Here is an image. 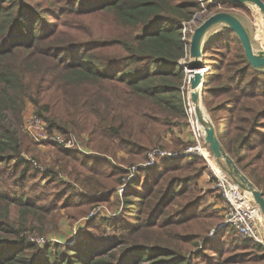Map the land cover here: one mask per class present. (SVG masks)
Listing matches in <instances>:
<instances>
[{
	"label": "trees",
	"instance_id": "1",
	"mask_svg": "<svg viewBox=\"0 0 264 264\" xmlns=\"http://www.w3.org/2000/svg\"><path fill=\"white\" fill-rule=\"evenodd\" d=\"M204 4L217 8L210 0H0V264H264L262 244L219 228L224 218L201 208L203 158L161 159L131 177L107 156L119 147L129 166L144 165L152 150L183 142L173 136L170 145L164 133L185 119L180 60L191 32L183 29ZM95 18L98 33L87 22ZM202 53L218 137L264 194V72L230 26ZM29 102L50 133H87L100 155L49 143L55 159L42 160L22 132ZM116 193L118 214L89 217ZM58 207L88 222L72 246H40L33 237Z\"/></svg>",
	"mask_w": 264,
	"mask_h": 264
},
{
	"label": "rangeland",
	"instance_id": "2",
	"mask_svg": "<svg viewBox=\"0 0 264 264\" xmlns=\"http://www.w3.org/2000/svg\"><path fill=\"white\" fill-rule=\"evenodd\" d=\"M210 1L211 3H215L217 7L216 9L212 11H208L207 5L204 4L206 8L198 12L196 16L194 17L193 21L184 23L183 32H186V33L191 32V35H189L190 37L188 36L189 40L192 39V34L194 33L195 29L198 26H200V24L204 20H206L208 17L215 15L217 13H227V14L232 15L234 18H236L246 29L253 52L256 53L257 57L258 56L264 57V13L257 6V4L254 1L247 0L243 3H240L241 5H243L244 9H242V8H229V7L223 6L219 3L218 0H210ZM87 22H91L93 24L92 26H94L95 28V33L99 32L100 26L103 23L101 18H95L93 20H88ZM226 27H229V24L227 22L220 21L216 23L207 31L205 40L211 39L215 34L221 32ZM205 40H203V42ZM190 41H188L185 46L188 52L187 59L186 58L181 59L180 64L182 63L187 66L189 64L196 65L197 63L200 62L205 65L206 69L211 70L210 65H207L204 63L203 55L202 57H198V56L193 55L190 52V48H191V45H189ZM201 49H202V45H201ZM181 66L184 68L185 79H186L187 74L189 75V72H187L186 68L183 65ZM260 70L264 72V67H261ZM185 79H184L183 84L185 83ZM183 97L185 100V119L183 120L182 123L176 124L172 128V130L164 133V136L167 140L166 142H168L170 145H173V146L175 145V141H173V136L179 137L180 139L183 140V142L180 143L179 145H175L176 146L175 149L170 148L168 151L178 152L180 156H178L177 158L181 156L189 157L192 155H196L205 160L206 178L204 176H201L197 181L198 192H200V195H202L204 198L203 202L201 203V208L202 209L207 208L208 211L213 212L212 214L215 213L221 216V218L222 217L225 218V214L228 212V205L226 204L225 197L222 195L220 190L216 188V184L218 183L217 176H219V174L217 173V170L224 172L225 176L228 179L230 180L232 179L230 178V176L227 174V172L223 169V167L218 163V161L215 158L214 160L216 162L217 168L213 167L210 164L209 158L206 157L204 154H202L200 147L202 149L205 148L212 155L209 149V145L205 141V130L201 124H199V126L201 127H197V125L195 126L192 123L191 117L189 116V112L186 110L187 100L189 99L186 92L185 94H183ZM202 106H203V109L205 110V113L209 115V117L213 121L211 114L208 112V109L204 103V99L202 102ZM30 112H35L34 105L31 102H29L26 105L24 114L30 113ZM24 114H23V117H24ZM23 123H24V118L22 122V132L36 146L38 151L42 153L41 159L47 163H52L55 159V146L49 145V143L40 144L39 142L34 140L23 128ZM72 138L76 140L77 142L72 147L77 146L82 151H85L87 153L99 154V152L97 151L99 150V147L93 141H90L87 133L82 134V139L81 138L77 139L76 137H72ZM198 146L199 148L195 149L194 153L184 154V151L188 150L189 148L191 147L195 148ZM108 154H110V155H107L108 159L112 161L113 163L123 166L129 172H134V171L136 172V170L134 169L135 166L133 164L129 166L131 162V155H129L123 149H119V147L118 148L115 147L114 152H109ZM161 159L163 158L157 156L156 161L161 160ZM55 169L58 171L60 170V167L58 164L55 165ZM138 169L140 170L139 167H137V170ZM135 172L131 175V177L132 176L135 177L136 175ZM63 177L67 178L66 175H63ZM123 187L122 186L121 188L119 187L120 188L119 192L122 193L124 191ZM54 190L55 188H52V192H54ZM115 195H119V194L116 193ZM115 195L111 197L110 204L93 208L90 212L89 217L94 218L95 216H98L99 218H101L103 214L113 217L116 214H118L122 209L123 202H122V196L119 195L121 197L119 201L118 198H115L117 197ZM251 198H252L251 202H249L250 205L259 209V206L257 205V203H255L253 197ZM260 216H263L261 212H260ZM87 219H88L87 217H81L79 219H74L73 217L69 216L67 208H60V209L59 207L54 208L53 212L48 215L46 222L44 224H41L40 226L43 229L44 234L43 235L36 234L33 238L34 239L41 238L44 240L45 243L53 242V243L60 244V245H62L63 243H66L72 246L76 242V239L78 238L79 233L85 228L88 222ZM258 224L260 226V237L262 239V242L264 243L263 241L264 240V217L263 218L260 217V219L258 220ZM214 234H215V230L211 231L210 237L213 238ZM232 235H235V234H232ZM258 244H262V243H258ZM42 245L44 244L42 243ZM262 245L264 246V244Z\"/></svg>",
	"mask_w": 264,
	"mask_h": 264
},
{
	"label": "water",
	"instance_id": "3",
	"mask_svg": "<svg viewBox=\"0 0 264 264\" xmlns=\"http://www.w3.org/2000/svg\"><path fill=\"white\" fill-rule=\"evenodd\" d=\"M230 2L243 3L247 0H227ZM254 1L257 6L264 13V1L263 0H251ZM223 21L227 22L229 26L238 34L240 40L244 46L246 55L254 67H264V57H255L253 49L249 40L248 33L243 25L232 15L227 13H217L204 20L200 26H198L192 34L190 41V52L198 57H202L201 45L206 36L207 31L216 23ZM188 71L192 72L190 77V86L193 89L191 92V100L194 103L197 121L204 127L205 141L209 145V149L213 157L223 167V169L230 176L232 181L236 183L243 191L250 194L255 203L259 206V210L264 217V194L258 189L255 184L249 179V177L238 167L235 160L225 150L221 140L218 137L216 127L203 109V93H204V78L209 69H206L203 63H197L196 65L189 64L186 66Z\"/></svg>",
	"mask_w": 264,
	"mask_h": 264
},
{
	"label": "built area",
	"instance_id": "4",
	"mask_svg": "<svg viewBox=\"0 0 264 264\" xmlns=\"http://www.w3.org/2000/svg\"><path fill=\"white\" fill-rule=\"evenodd\" d=\"M184 34H186V32H184ZM183 38L186 39V36H184ZM190 40L188 39V41ZM187 56L184 58L187 59ZM181 65L186 68V65L182 63ZM187 72H189V75L187 74V78L185 79V83L181 87V91L182 94H185L186 92L188 98L190 99H186V110L189 112L192 123L195 126L197 125V127H200L197 121V117H195L194 115L196 114L195 106L193 101L191 100V92L193 91V89L190 86V77L192 75V72L188 70ZM23 118V128L34 140H36L40 144L59 143L69 148L77 143L73 138L67 140L57 131L50 133L47 129L46 121L35 112L25 113ZM198 148L199 146L195 148L191 147L188 150L184 151V154H192L194 153L195 149ZM157 156L163 159H170L177 158L178 156H180V154H178V152L156 148L149 152L148 160L144 165H136L134 169L136 170L137 167L155 165ZM217 173L219 174V176H217L218 183L216 184V188H218L222 195L225 197L226 204L228 205V212L225 214L224 221L218 227L230 224L241 236L264 244L260 237V226L258 224L260 216L257 213H260V210L250 205L249 202H251L252 199L250 195L246 194L247 192L243 191L236 183L228 179L225 176L224 172L217 170ZM33 241L38 243L40 246L42 245V243H45L41 238L33 239Z\"/></svg>",
	"mask_w": 264,
	"mask_h": 264
},
{
	"label": "bare ground",
	"instance_id": "5",
	"mask_svg": "<svg viewBox=\"0 0 264 264\" xmlns=\"http://www.w3.org/2000/svg\"><path fill=\"white\" fill-rule=\"evenodd\" d=\"M254 53V52H253ZM254 55H255V57H257V55H256V53H254ZM259 57V56H258ZM193 75V74H192ZM195 112H196V110H195ZM195 115V117H197L196 116V114H194ZM201 127V126H200ZM201 130V129H200ZM200 150L202 151V154H204L206 157H208L209 158V161H210V164L213 166V167H215V168H217L216 167V162H215V160H214V157H213V155H211L210 153H209V151L208 150H206L205 148L204 149H202L201 147H200ZM246 194H248V193H246ZM250 195V194H249ZM251 196V195H250ZM252 197V196H251ZM259 216H260V213H257ZM261 218H263V216H260Z\"/></svg>",
	"mask_w": 264,
	"mask_h": 264
},
{
	"label": "crops",
	"instance_id": "6",
	"mask_svg": "<svg viewBox=\"0 0 264 264\" xmlns=\"http://www.w3.org/2000/svg\"><path fill=\"white\" fill-rule=\"evenodd\" d=\"M202 176H204L206 178V173H204Z\"/></svg>",
	"mask_w": 264,
	"mask_h": 264
}]
</instances>
